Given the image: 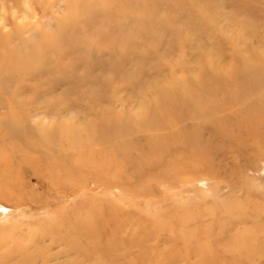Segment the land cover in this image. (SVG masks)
Masks as SVG:
<instances>
[{"label": "rangeland", "instance_id": "obj_1", "mask_svg": "<svg viewBox=\"0 0 264 264\" xmlns=\"http://www.w3.org/2000/svg\"><path fill=\"white\" fill-rule=\"evenodd\" d=\"M263 164L264 0H0V264H264Z\"/></svg>", "mask_w": 264, "mask_h": 264}, {"label": "bare ground", "instance_id": "obj_2", "mask_svg": "<svg viewBox=\"0 0 264 264\" xmlns=\"http://www.w3.org/2000/svg\"><path fill=\"white\" fill-rule=\"evenodd\" d=\"M201 182H202V181H201ZM201 182H200V183H201ZM201 185H202V184H201ZM218 191H219V190H218ZM218 193H219V192H218ZM216 194H217V193H216ZM228 198H229V197H228ZM220 199H221V197H220ZM248 201H249V200H248ZM248 201H247V202H248ZM1 212H2L3 215H4V214H6V213L9 212V209H8L7 207H5V206H3V205L0 204V213H1ZM8 214H9V213H8ZM235 223H236V222H235ZM237 225H238V224H237ZM73 227H77V225H76V224H73ZM85 234H86V232H85Z\"/></svg>", "mask_w": 264, "mask_h": 264}, {"label": "water", "instance_id": "obj_3", "mask_svg": "<svg viewBox=\"0 0 264 264\" xmlns=\"http://www.w3.org/2000/svg\"><path fill=\"white\" fill-rule=\"evenodd\" d=\"M261 174H262V176L264 178V164H263V170H262Z\"/></svg>", "mask_w": 264, "mask_h": 264}]
</instances>
